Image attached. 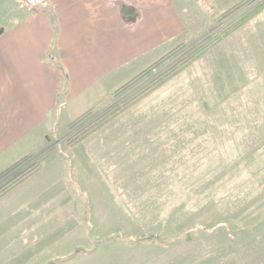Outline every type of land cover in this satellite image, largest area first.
Returning <instances> with one entry per match:
<instances>
[{
	"label": "rangeland",
	"instance_id": "obj_1",
	"mask_svg": "<svg viewBox=\"0 0 264 264\" xmlns=\"http://www.w3.org/2000/svg\"><path fill=\"white\" fill-rule=\"evenodd\" d=\"M178 1L169 55L0 178V264H264V0Z\"/></svg>",
	"mask_w": 264,
	"mask_h": 264
},
{
	"label": "crops",
	"instance_id": "obj_2",
	"mask_svg": "<svg viewBox=\"0 0 264 264\" xmlns=\"http://www.w3.org/2000/svg\"><path fill=\"white\" fill-rule=\"evenodd\" d=\"M33 1L0 34V173L49 148L58 123L108 105L188 27L176 0Z\"/></svg>",
	"mask_w": 264,
	"mask_h": 264
},
{
	"label": "trees",
	"instance_id": "obj_3",
	"mask_svg": "<svg viewBox=\"0 0 264 264\" xmlns=\"http://www.w3.org/2000/svg\"><path fill=\"white\" fill-rule=\"evenodd\" d=\"M234 7H232V8H230L229 10H227L226 12H224V13H227V12H229V11H231L232 9H233ZM257 12H258V10H256V9H254V8H252V13L247 17V18H250V17H252L253 15H255V14H257ZM203 49H199L198 51H202ZM170 53V52H169ZM169 53H167V54H165L163 57H161L159 60H157L154 64H152L151 66H149L147 69H149V68H151L152 66H154V65H156V64H158L160 61H162L167 55H169ZM146 69V70H147ZM146 70H144V71H146ZM143 71V72H144ZM142 73V72H141ZM87 113V112H86ZM85 114V113H84ZM83 114V115H84ZM90 114V113H89ZM88 113L86 114V115H89ZM106 116H110L109 114H105ZM106 116H104L103 115V117L100 119V120H102V119H104ZM103 122V121H102ZM102 122H100L99 123V125L102 123ZM96 126H98V125H96ZM96 126H92L91 128L89 127V131L88 132H90V131H92V130H94L95 128H96ZM88 129V128H87ZM25 160V159H24ZM22 160H20L19 162H17V164L18 163H20ZM14 166V165H13ZM12 166V167H13ZM12 167H10V168H12ZM10 168H8L7 170H5V171H3L2 173H0V178L4 175V174H6L9 170H10Z\"/></svg>",
	"mask_w": 264,
	"mask_h": 264
}]
</instances>
